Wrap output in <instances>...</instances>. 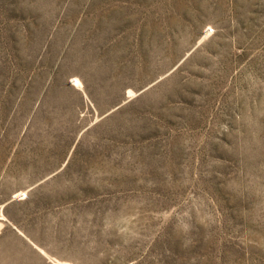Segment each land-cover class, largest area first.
<instances>
[{
	"label": "rangeland",
	"instance_id": "374dc122",
	"mask_svg": "<svg viewBox=\"0 0 264 264\" xmlns=\"http://www.w3.org/2000/svg\"><path fill=\"white\" fill-rule=\"evenodd\" d=\"M0 264H264V0H0Z\"/></svg>",
	"mask_w": 264,
	"mask_h": 264
}]
</instances>
